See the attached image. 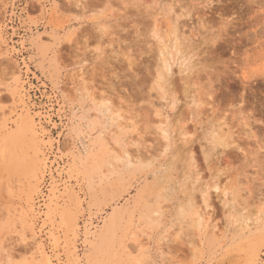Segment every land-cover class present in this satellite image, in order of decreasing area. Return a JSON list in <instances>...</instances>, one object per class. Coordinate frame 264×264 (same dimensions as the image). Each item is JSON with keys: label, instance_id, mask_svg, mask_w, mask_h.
Masks as SVG:
<instances>
[{"label": "rangeland", "instance_id": "1", "mask_svg": "<svg viewBox=\"0 0 264 264\" xmlns=\"http://www.w3.org/2000/svg\"><path fill=\"white\" fill-rule=\"evenodd\" d=\"M263 229L264 0H0V264H264Z\"/></svg>", "mask_w": 264, "mask_h": 264}, {"label": "bare ground", "instance_id": "2", "mask_svg": "<svg viewBox=\"0 0 264 264\" xmlns=\"http://www.w3.org/2000/svg\"><path fill=\"white\" fill-rule=\"evenodd\" d=\"M137 40V39H136ZM140 77V76H139ZM210 110V109H209ZM145 141V140H144ZM161 143V142H160ZM131 150V149H130ZM153 154V153H152ZM217 160V159H216ZM158 172V171H157ZM234 224V223H233ZM264 230V229H263ZM250 245V244H249ZM249 247H251V249H252V246H249ZM255 250H256V248H255ZM251 251H254V250H251ZM254 255H255V253H254Z\"/></svg>", "mask_w": 264, "mask_h": 264}, {"label": "snow or ice", "instance_id": "3", "mask_svg": "<svg viewBox=\"0 0 264 264\" xmlns=\"http://www.w3.org/2000/svg\"><path fill=\"white\" fill-rule=\"evenodd\" d=\"M173 107H175V104H173Z\"/></svg>", "mask_w": 264, "mask_h": 264}]
</instances>
